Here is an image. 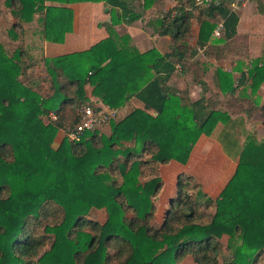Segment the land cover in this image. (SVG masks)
Returning a JSON list of instances; mask_svg holds the SVG:
<instances>
[{
    "label": "trees",
    "instance_id": "trees-1",
    "mask_svg": "<svg viewBox=\"0 0 264 264\" xmlns=\"http://www.w3.org/2000/svg\"><path fill=\"white\" fill-rule=\"evenodd\" d=\"M98 1L112 13L109 37L84 51L43 57L39 44L62 43L72 31L69 5ZM136 1L147 8L149 0L4 1L13 22L6 41H0V264H259L264 141L247 140L234 174L213 200L191 177L178 176L162 222L152 224L154 199L162 187L159 166L171 160L185 164L199 136H209L228 115L220 101L205 96L204 83V94L195 101L166 86L176 63L184 67L193 50L173 47L152 62L150 79H142L143 74L139 81L133 78V55L146 54H138L129 37L113 27L140 19L133 9ZM173 1L161 15L159 34L184 42L195 0ZM225 2L212 1L199 14L220 18V39L228 41L236 34L238 17ZM206 27L211 33L215 23L200 22L201 44L208 39L202 34ZM34 65L42 66L43 80L29 75ZM217 74L226 101L244 85L240 97L249 91L251 108L264 113V105L253 98L264 82V64H252L236 86L227 72ZM46 84L48 91L42 92ZM85 86L109 109L131 97L144 109L110 121L108 135L97 130L70 141L68 130L86 105ZM50 113L56 118L48 119ZM57 130L64 138L54 146ZM50 205L59 215L40 232ZM209 207L214 212L205 219L201 208ZM91 210H103L105 221L88 219Z\"/></svg>",
    "mask_w": 264,
    "mask_h": 264
},
{
    "label": "crops",
    "instance_id": "crops-1",
    "mask_svg": "<svg viewBox=\"0 0 264 264\" xmlns=\"http://www.w3.org/2000/svg\"><path fill=\"white\" fill-rule=\"evenodd\" d=\"M212 1L218 2L219 0ZM208 4H194L196 8L193 14L195 17L191 19L190 32L184 42H175L171 35L162 36L159 34L161 15L174 6L173 0H149L145 9L140 8L138 2H134L136 8L133 9L141 15L140 19L131 24L121 21L113 27L119 36L129 37V45L138 54H146L142 57L133 55L132 63L135 69L133 78L139 81L140 75L143 74L142 79H150L153 73L150 66L156 58L169 53L173 47H183L193 50L195 55L185 63L184 67L176 63L175 70L166 86L179 90L181 94L183 92L182 95L190 101H195L204 94L201 86L204 83L207 87L205 93L207 98L223 101L226 98L217 88L219 84L218 71L230 74L231 80L236 86L243 74L247 75V70L252 64H264V0H246L237 5H231L229 1L225 2L224 5L238 17L236 34L228 41L220 39L222 33L220 36L214 34L217 25L222 23L220 18H209L204 14H199V11H203ZM69 7L74 11L72 31L65 34L62 43L44 41L39 44L41 54L45 58L84 51L109 37L106 25L109 24L107 21L111 22L112 13L109 8H104L102 1L77 3L69 5ZM102 9L104 13H102ZM94 17L95 20L90 23L91 18ZM201 21H206L209 25L215 23V28L211 33H209L208 27L203 30L202 34L208 39L202 44L199 42ZM31 33L30 30L29 37L32 36ZM34 53L37 55L38 51ZM244 88V85H241L234 96L227 95L228 119L223 123H217L209 136L204 134L199 136L185 164L171 160L167 164L159 166L162 187L155 200L163 206L162 211L169 200L174 197L176 181L180 175L191 177L207 198L212 200L217 198L234 174L247 140L254 138L253 133L256 131V141H264V113L259 107L255 108L254 106L247 110L248 99L251 96L247 91V97H240L239 93ZM91 90L90 86H85L88 99L85 106L90 104L95 110L110 111L111 109L91 95ZM256 96L253 97L254 101L257 99L258 101H256L260 105H264V82L261 83ZM241 104L243 107L240 106ZM135 109H144V105L137 98L131 97L124 105L114 109L116 115L110 121H118ZM147 112L154 114L152 110ZM55 118L54 113L49 114L48 119ZM40 119L43 124L47 125L45 120L48 119L44 117ZM110 121L107 124L108 128L103 129V133L106 135L110 133ZM62 138V131L57 130L52 145H58Z\"/></svg>",
    "mask_w": 264,
    "mask_h": 264
},
{
    "label": "rangeland",
    "instance_id": "rangeland-1",
    "mask_svg": "<svg viewBox=\"0 0 264 264\" xmlns=\"http://www.w3.org/2000/svg\"><path fill=\"white\" fill-rule=\"evenodd\" d=\"M4 1L5 0H0V41L1 42H5L6 41V39H7V31H8V29L10 28V26H11V24L13 22L12 18L9 15V11H8L9 9L7 8V6H5ZM104 8H105V5H104ZM134 8H136V5H134ZM73 13H74V11H73ZM102 13H104L103 12V9H102ZM94 20H95V17L93 19L91 18V22L90 23H93ZM107 23L110 24L111 22L110 21H107ZM72 24H73V21H72ZM106 26H108V24ZM38 27H39V25H38ZM15 30H16V32L19 33V29L18 28H16ZM6 48L10 49L9 45H6ZM29 75L32 78H34L36 76V77H38V79L43 80V75H45V74L42 72V66L41 65H39V66L34 65V68L29 70ZM40 86H42V85H40ZM46 88H48V85L47 84L45 86H43V90L44 91L42 90V92H47L48 90ZM217 104L220 105L221 109L227 108V101L225 99L223 101H220V103H217ZM88 105H90V104H88ZM90 106L93 108L92 105H90ZM240 106L243 107V104H241ZM247 106H248L247 108H251V101L249 102V104H247ZM45 123L48 124V120H45ZM104 128L107 129L108 128V125H104L103 127H101L98 130V133L99 134L106 135V134L103 133V129ZM256 133H257L256 131H255V133H253V137H254L255 140H257ZM63 138H64V133H63ZM155 203H156L155 216H154V219L152 221V224L155 227H157L158 225H160V223L163 220V216H164L165 209L162 211L163 206H161V204H159L157 200H155ZM213 212H214V208L213 207H209L207 209H202L201 208V214H203L205 217H207L205 219H208V217H210L213 214ZM58 215H59V210H58V208L56 206H54V205L48 206V216H47V218H44V219L42 218L40 232H42V228H43V226L46 223H49L51 221V219L54 218V216L55 217L56 216L58 217ZM87 218L90 219V220H92V221H96L98 223H103L105 221L106 214H105V212L103 210H91L90 213L88 214V217ZM226 240H227L226 237H223L222 243H223V246L224 247H225V244H226ZM224 255L225 256H228V252L224 251ZM220 264H222V260H220ZM259 264H264V252L261 254V258L259 260Z\"/></svg>",
    "mask_w": 264,
    "mask_h": 264
},
{
    "label": "built area",
    "instance_id": "built-area-1",
    "mask_svg": "<svg viewBox=\"0 0 264 264\" xmlns=\"http://www.w3.org/2000/svg\"><path fill=\"white\" fill-rule=\"evenodd\" d=\"M229 1L231 5H237L243 3L246 0H219ZM211 0H195L197 5H203L210 3ZM223 30L222 23H219L214 31L215 36H220ZM116 115L114 109L103 112L101 110H95L90 105L82 107L78 115V121L74 126L68 130L67 138L70 141H79L85 132H93L99 130L104 125L113 119Z\"/></svg>",
    "mask_w": 264,
    "mask_h": 264
}]
</instances>
